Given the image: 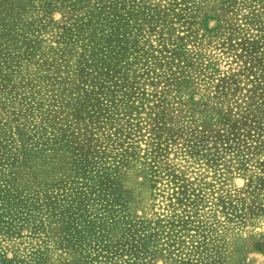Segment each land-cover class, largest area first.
Masks as SVG:
<instances>
[{
    "label": "rangeland",
    "instance_id": "1",
    "mask_svg": "<svg viewBox=\"0 0 264 264\" xmlns=\"http://www.w3.org/2000/svg\"><path fill=\"white\" fill-rule=\"evenodd\" d=\"M45 2L57 9L45 12ZM75 6L71 15L61 0H0V129L60 132L121 156L131 219L165 214L176 179L208 199L243 197L249 207L252 171H235L229 154L212 163V143L237 129L239 144L253 153L249 164L264 161V0ZM83 58L88 75L83 68L80 83ZM89 108L99 115L95 122ZM71 162L64 149L32 157L16 168V188L71 179ZM259 203L264 209V197ZM261 235L264 212L247 215L236 235L239 264H264V252L252 248ZM58 263L50 253L48 264Z\"/></svg>",
    "mask_w": 264,
    "mask_h": 264
},
{
    "label": "trees",
    "instance_id": "2",
    "mask_svg": "<svg viewBox=\"0 0 264 264\" xmlns=\"http://www.w3.org/2000/svg\"><path fill=\"white\" fill-rule=\"evenodd\" d=\"M80 1L61 3L72 15ZM28 3L31 6L32 2ZM42 4L45 12L57 9L51 2ZM71 17L68 19L75 22V16ZM90 52L93 50L89 57ZM82 63L77 75L80 83L86 79L83 68L88 75V59L83 58ZM91 111L89 108L88 113ZM97 116L92 111L89 119L95 122ZM229 130L212 143L215 154L211 162L229 154L235 158V171H252L247 179L249 207L243 197L208 199L201 189L174 178L165 214L131 219L118 168L121 156L94 151L77 137L62 138L60 132L54 136L35 128L12 132L2 125L0 264H48L54 252L58 264H239L243 247L237 232L246 224L247 215L264 212L261 203L255 205L264 197V161L250 165V146L239 144L237 129ZM63 149L72 156L71 179L22 191L16 188V168L49 150ZM252 248L264 252V235Z\"/></svg>",
    "mask_w": 264,
    "mask_h": 264
}]
</instances>
